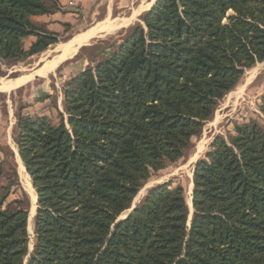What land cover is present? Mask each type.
<instances>
[{"label": "trees", "instance_id": "16d2710c", "mask_svg": "<svg viewBox=\"0 0 264 264\" xmlns=\"http://www.w3.org/2000/svg\"><path fill=\"white\" fill-rule=\"evenodd\" d=\"M61 10L59 0H0V64L58 44L34 18ZM141 21L117 43L81 48L57 122L16 114L35 243L29 253L30 201L10 152L0 159V264H264V95L261 119L234 118L196 163L190 225L173 181L119 221L264 62V0H158Z\"/></svg>", "mask_w": 264, "mask_h": 264}, {"label": "rangeland", "instance_id": "374dc122", "mask_svg": "<svg viewBox=\"0 0 264 264\" xmlns=\"http://www.w3.org/2000/svg\"><path fill=\"white\" fill-rule=\"evenodd\" d=\"M157 1L85 0L84 2H77L68 0V5L64 6L59 12L63 15L70 14L71 16H69L68 20L62 17L61 14V19L52 18L51 16L34 18L37 23L45 26L47 29L58 32L61 35V40L58 44L49 47L43 53L17 65L0 64V157L5 158L6 155L12 152V149H16L18 152L15 132L16 114L20 108L23 107V113L25 114H44L55 122L58 121L57 111H64L63 94L61 91L62 83L69 77L72 71L78 70L83 65L84 59L81 60L79 58L80 61L73 60L80 52L78 51L74 56H70L61 62L51 74L46 76L44 75L46 72L43 74L44 76L38 74V70L45 64L48 65L52 60L69 53V50L72 49L69 45V47L60 51V55H57L59 47L73 43L81 37L86 36L92 30L99 28L104 29L101 32L104 34L88 40L84 46H91L99 43V41H105L107 44L117 43L132 27L138 23L142 24L141 16L150 11ZM123 19L127 20L123 24H117L119 20ZM71 39L73 40L69 42ZM31 41L28 39L26 46H29ZM67 42L69 43L65 44ZM53 69L55 68L53 67ZM27 76H32V79L27 81L29 78L26 80L27 82L15 84L14 86L17 80ZM263 95L264 62L258 63L252 69L246 71L240 84L226 96L220 103L212 119L206 123L202 134L192 140L184 158L155 174L139 192L133 202L132 208L125 212L119 218V221L129 217L136 205L140 203L151 188L173 181L176 185L179 184L184 187L189 211L188 224L190 225L194 210L193 205L190 207L188 201H191L193 204V179L196 163L209 149L214 136H229V130H232L233 126L231 124L234 118L244 116L261 119V116L258 115V102ZM7 159L12 161L10 156ZM14 161L17 165V174L21 186L20 192L26 193L30 201L28 226L31 225L33 230L29 232L28 229V250L29 253H32L35 243L34 218L38 205L36 201L35 213L32 215L33 202L19 174V162L15 154ZM14 198H16V195L12 196L11 199Z\"/></svg>", "mask_w": 264, "mask_h": 264}, {"label": "bare ground", "instance_id": "6f19581e", "mask_svg": "<svg viewBox=\"0 0 264 264\" xmlns=\"http://www.w3.org/2000/svg\"><path fill=\"white\" fill-rule=\"evenodd\" d=\"M136 16V15H134ZM129 19V18H128ZM127 19H123V20H119L117 22V24H123ZM114 25V24H113ZM106 29V28H105ZM104 29L103 28H99V29H95V30H92L91 32H89L86 36L84 37H81L80 39L76 40L75 42L73 43H70L68 45H64L62 47H59L58 51L60 52L61 50L63 51V49L69 47V45L71 46V50H69V53L67 54H64L62 56H58L56 59L52 60L50 63H49V66H51L52 68L53 67H56L58 66V64H60L62 61H64L66 58L72 56L73 54H75L79 47L81 45H83L84 43H86L88 41V39H90L91 37H95V36H98L99 33H101ZM58 55V54H57ZM44 69H42V71L40 73H44ZM31 76H28V77H22L21 79L17 80L15 83H14V86L15 84H19V83H22V82H25L27 79H29ZM18 86V85H17ZM16 86V87H17ZM15 88V87H14ZM18 162H19V174L21 176V179L23 181V184L25 185V187L27 188V190L29 191L28 193H30V196L32 195L33 197V212H32V215L34 214L35 212V208H36V193L34 191V189L32 188L31 186V183H30V178H29V175L26 173V170H25V167L21 161V159L18 157ZM192 187V186H191ZM32 199V198H31ZM189 202V205L191 207L192 205V202L191 201H188ZM31 215V214H30ZM33 218V217H32ZM31 220V218H30ZM30 223V222H29ZM28 229H29V232H31L33 229H32V226L29 225L28 226Z\"/></svg>", "mask_w": 264, "mask_h": 264}, {"label": "crops", "instance_id": "0c3cea01", "mask_svg": "<svg viewBox=\"0 0 264 264\" xmlns=\"http://www.w3.org/2000/svg\"><path fill=\"white\" fill-rule=\"evenodd\" d=\"M72 1H81V2H84L85 0H72ZM59 2H60V4H61V6H62V9H63V7L64 6H66V5H68V0H59ZM60 14H61V16L62 17H64V18H66L67 20L70 18L69 16H71L70 14H67V15H63L62 13H57V14H55V15H51V17L52 18H60ZM44 17H47V16H44ZM61 19V18H60ZM84 34V33H83ZM102 34H104V33H100V34H98V36H100V35H102ZM82 35V34H81ZM77 36H79V35H77ZM77 36H75V37H77ZM74 37V38H75ZM96 37V36H95ZM73 38V39H74ZM92 38H94V37H91L90 39H92ZM73 39H71V40H69V42L70 41H72ZM90 39H88V40H90ZM31 40H33V39H31ZM69 42H67V43H65V44H68ZM87 43V42H86ZM86 43H84L83 45H81L80 47H79V49H78V51H80L81 50V48L82 47H84V45L86 44ZM77 51V52H78ZM77 52L75 53V54H77ZM75 54H73L72 56H74ZM58 55H60V52L58 51ZM67 59V58H66ZM65 59V60H66ZM63 62V61H62ZM47 63V62H46ZM46 65V64H45ZM43 66L41 69H39L38 70V74H40V75H42V76H46V75H49V74H51L54 70H56L57 69V67L59 66V64H58V66H56V67H54L55 69H53L52 70V67L51 66H49V64L48 65H46V66ZM45 68V70H44V73H40L41 71H42V69H44ZM44 74V75H43ZM28 77V76H27ZM32 79V76L30 77V79L29 80H27V81H30ZM26 81V82H27ZM24 84V83H23ZM18 148V147H17ZM12 152L15 154V157L18 159V157L20 158V156H18L19 154V152H17V150L16 149H12ZM17 155V156H16ZM0 159H1V157H0ZM26 170V169H25ZM27 173V172H26ZM30 178V177H29ZM31 183V182H30ZM25 186V185H24ZM32 186V185H31ZM26 188V187H25ZM33 188V187H32ZM34 189V188H33ZM26 190H27V188H26ZM35 191V190H34ZM27 192H29L28 190H27ZM29 195H30V193H29ZM31 198H32V202H33V197H32V195H31ZM36 201H37V196H36ZM35 204H36V202H35ZM36 209V208H35ZM35 213V212H34Z\"/></svg>", "mask_w": 264, "mask_h": 264}, {"label": "water", "instance_id": "95a60500", "mask_svg": "<svg viewBox=\"0 0 264 264\" xmlns=\"http://www.w3.org/2000/svg\"><path fill=\"white\" fill-rule=\"evenodd\" d=\"M193 205V204H192Z\"/></svg>", "mask_w": 264, "mask_h": 264}]
</instances>
